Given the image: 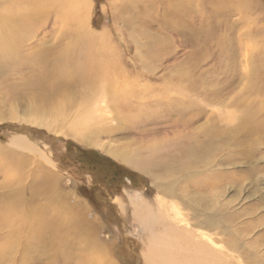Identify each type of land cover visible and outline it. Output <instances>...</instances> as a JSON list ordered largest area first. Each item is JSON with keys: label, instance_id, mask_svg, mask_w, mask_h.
<instances>
[{"label": "rangeland", "instance_id": "374dc122", "mask_svg": "<svg viewBox=\"0 0 264 264\" xmlns=\"http://www.w3.org/2000/svg\"><path fill=\"white\" fill-rule=\"evenodd\" d=\"M159 1L149 0L156 5L154 14L133 20L140 32L135 35L131 34L128 20L132 12L124 0H84V3L88 7V30L106 36L114 48L118 66L131 78L130 84L154 88L166 84L167 99L176 104L165 106L168 100L163 98L162 106L150 108L161 111L162 119H167L163 125L151 123L145 132L125 131L126 126L118 130L120 121L115 117L118 103L110 107L99 97L92 103L91 112L110 132L86 145L68 136L74 113L58 122L35 112L38 102L25 88L32 76L29 70L12 73L11 64L0 67V241L7 228L22 225L17 223V212L9 207L17 198L29 201L34 197L32 206L24 203V207L15 210L34 218L27 224L34 220L32 225L44 228L47 235L43 243L26 242V235H21L16 246L13 244L16 252L14 258L8 259L11 264H65V257L60 254L65 245L61 228L64 220L71 221L68 210L79 212L78 222L90 228L88 241L96 244L97 251L101 250V264H147L152 248L149 236L162 237L161 233L171 229L172 233L164 236L163 241H178L181 239L178 234L190 236L212 250L214 257H222L226 264H264V50L256 41L260 22L264 23V0H225L224 6L214 0H194L191 14L194 19L190 22V17L184 16L180 20L187 27H178L179 32L174 34L162 27V33L155 34L152 29L162 22L166 10ZM218 6L223 10L216 11L214 7ZM43 15L40 22H33L31 34L41 45L46 42L50 46L65 23L57 22L55 14ZM246 22L252 26L247 38ZM32 46L37 49V45ZM191 113L195 123L182 125ZM178 118L184 121L178 125V134L185 135L193 129L199 145H206L204 150L210 145L204 156L203 148H198L202 150L197 162L204 160L202 165L179 171L186 161L182 157L176 164L164 163L167 168L156 165L151 173L150 169H135L113 158L130 150L143 154L156 142L171 140L173 135L169 133L173 127L167 124ZM216 130L220 133L207 141L208 133ZM180 140L184 142L185 138ZM23 155H38L47 166L44 172L51 175L50 191L41 197V192L36 196L32 192L41 186V176L16 181L10 171L11 159L18 162ZM88 160L97 164L98 169L85 165ZM33 164L28 170H34ZM174 166L175 174L172 171L168 174L174 176L164 178L165 171ZM9 192L15 196L9 197ZM49 194L57 201L54 212L40 207L45 203L43 197L48 198ZM148 214L157 217L148 220ZM58 225L61 227L57 231L58 241L51 248L56 237L51 230ZM180 242L185 244L183 240ZM44 243L50 244V252L42 254L39 249ZM184 248H188L187 244ZM23 249L25 255L20 253ZM3 263L8 261H0Z\"/></svg>", "mask_w": 264, "mask_h": 264}, {"label": "bare ground", "instance_id": "6f19581e", "mask_svg": "<svg viewBox=\"0 0 264 264\" xmlns=\"http://www.w3.org/2000/svg\"><path fill=\"white\" fill-rule=\"evenodd\" d=\"M124 1L125 5L128 6L132 12V14L130 13V19H128L129 21H132H130V25L132 26L131 34H139L140 32H137L139 31V29H137L138 26L136 24H132L134 22L133 20L135 18L136 21L138 19H142V16L147 17L149 13L154 14L156 5L149 2V0ZM159 2L160 5L165 4L166 10L162 16V22L156 27V29H152L156 32L155 34H161L163 30L162 27L170 30L173 34L174 32L177 33L179 32L178 27L182 29L183 26H188L187 23L184 25L185 22L180 21L184 16L187 18L190 17V22L194 19L191 16L194 0H160ZM214 2L221 6H224V3H226L225 0H214ZM87 8L88 7H86L84 0H0V67L6 64H11L13 67L12 73L29 70L28 72L32 73V76L30 81L28 80L25 88L33 94V97L38 102L34 108L35 112H42L49 118H55V121L58 122L64 121L69 115L74 113V119L68 129V136L74 137L76 140L85 143L86 145H92L95 142V139H99L103 134H108L110 132V129H107L104 125L97 121L98 116L91 112L92 103H94V101L99 97H102L103 101L110 107L114 102L118 103V106L115 108V117L118 121H120V126L117 128L118 130H123L126 126L124 129L125 131L138 129L140 132H145L144 130L147 129V127H149L148 125L151 123L152 125H163L164 121L167 119H162L164 116L159 114L161 111H153L150 108L162 106L164 103L163 98H169V91L165 90L167 89L165 88L166 84L161 86V88L130 84L129 79L131 78H129L128 74L125 73L120 66H118L115 58L113 57L116 55H114V48L110 45L106 36L103 34L92 33L88 30L86 25L88 14ZM214 9L217 11L221 8L218 6L214 7ZM49 13L55 14L57 22H60L61 24L65 23V26L63 30V27H61V34L55 35V38L52 39V45L46 46V42H42L41 45V43L38 42V38L31 33H34L33 26L35 23L33 22L35 20L40 22L44 16L43 14L47 15ZM145 19L146 18H143V20ZM259 19L262 21L263 17L262 20L261 18H258V20ZM246 25L247 29L252 27H249L248 23ZM247 35H249V29L246 31L245 38H247ZM257 39L258 40L256 41L261 43L260 49L264 50V23L260 22V26L257 31ZM34 44L37 45V49H33L34 47L32 45ZM225 44L227 43L225 42ZM161 92L162 97H160ZM148 96H152L154 98H149ZM174 104H176L174 100H168L163 105L171 106ZM104 108L105 107H102L103 110ZM168 109V107H165V111L168 112ZM244 110L246 111V109ZM82 111L84 112L81 113ZM170 116L172 117V115H169V117ZM194 117L195 116L191 113L190 117L187 118L184 124H182L184 122L183 119H179L180 117L178 120L167 124L173 127V131L171 129L172 132L169 133L173 135L171 140L170 138H166L163 141L156 142L155 146L147 148V151L143 154L130 150L122 152L121 155H114L113 158L135 167V169H150V172L155 170L154 167L156 165L163 166L165 165L164 163H166L170 166V163L175 162L176 164L179 158L182 157H184L186 161L184 160L185 162L179 171L193 169L194 167L202 165L204 160L199 161L198 159L197 162L198 153L202 150L198 148H203L201 155L204 156L206 155L205 152L208 154V149L211 148L210 145L206 148V150H204L206 145H199L201 143L196 141L198 139L195 137L196 133L193 132V129L185 135H180V133L178 134L176 131L178 129V125H193L195 123ZM152 118L157 119L152 120ZM163 127H165V124ZM217 133L219 134L220 130H216L214 133L209 132V138H207V141L215 139ZM180 136L185 138L184 142H181ZM196 143L198 144L196 148L198 152L195 154ZM182 147L188 148L187 150L185 149V152H183ZM188 149L190 150L188 151ZM11 161L10 171L13 177L15 176L16 181H24L26 178L35 179L38 176H41V179H39L41 186L34 188L36 190L32 191H35L34 196L41 192L39 195L41 197L44 192L48 193L47 191H50V180L48 177L51 175L45 173L47 166L44 165L38 155L34 157L23 155L18 162H13V159H11ZM205 161L207 162V159ZM32 164L34 170H28V166H32ZM165 167L167 168L166 165ZM49 171L50 169L48 168V172ZM170 171L175 174V166L174 169L165 171V175H163L164 178L169 179L174 176L170 177L168 175ZM17 187L18 186H16L15 189H17ZM36 191L39 192L36 193ZM12 192L16 191L13 190ZM12 192H9V197L10 195L15 196ZM47 196L48 198L43 197L45 203L40 205V207L42 210L50 212L51 209L52 212H54L53 210L57 207V201L52 199L53 196H50V194ZM33 200L35 202L34 197H30L29 201H23L17 198L9 205L11 210L17 212V223H21L23 226L11 227L12 229L9 228V230L7 228V231L3 233V237L0 241V261L7 260L8 264H11L8 259L16 252L13 244L16 246V241H18L17 239H20V236L23 234L26 235L25 240L29 243H35L33 240H36L38 243L39 241L40 243H43L42 241L47 239L44 228L42 229L38 225H32L35 222L34 220H32L31 225L27 224L34 218L23 216L15 210H20L21 207H24V203H26V206L27 204L32 206L33 203L30 202H33ZM61 208L62 207H58L57 210H61ZM58 212L57 215L59 214ZM68 212L69 214L70 212L72 214L71 221H68L67 223L64 220L62 228L58 225L59 227L55 228L56 231L51 230V232L53 231V234L56 236L55 239H52L51 241V248L53 246L56 247L55 244L57 243L56 240L59 235L57 231L61 228L63 229V241L65 242V245H63L62 253L60 254L65 257V264H101V250L97 251L95 246L96 244H93L91 240L88 241L90 228L86 227L87 225L84 226L83 223L78 222V218H80L81 215L79 212L71 210H68ZM150 216L151 215L148 214V220H153L152 217H157L154 216V214L152 217ZM172 230L173 229L170 231L166 230L165 233H161L162 237L159 236L160 234H151L149 236L152 248L146 260L147 264H226L222 257H214V252L212 250L205 248L201 243L196 242L190 236L185 237L184 235L178 234L179 238H181L178 241L176 239H174L175 241L172 240L170 242L163 241L165 240V237L172 233ZM90 234L92 235V233ZM153 234H155V232H153ZM178 235L176 237H178ZM188 238H191L192 241L189 240V242H186V239ZM180 240L185 241V244H182ZM48 242L50 243V241ZM171 243L173 245H171ZM2 244L6 245L4 246ZM186 244L188 248H184V245ZM17 245L19 244L17 243ZM39 250L42 254L44 251L50 252V244L44 243ZM20 253L25 255V249H23Z\"/></svg>", "mask_w": 264, "mask_h": 264}, {"label": "trees", "instance_id": "16d2710c", "mask_svg": "<svg viewBox=\"0 0 264 264\" xmlns=\"http://www.w3.org/2000/svg\"><path fill=\"white\" fill-rule=\"evenodd\" d=\"M83 161H84V160H83ZM81 164H82V163H81ZM85 165L91 166V167L95 168L96 170L98 169V165L95 164V163H93V162H91L90 160H88V162L86 161V162H85ZM105 175H106V174H105Z\"/></svg>", "mask_w": 264, "mask_h": 264}]
</instances>
